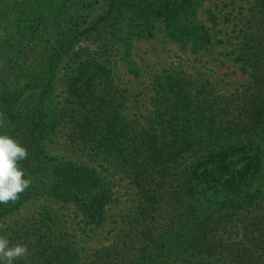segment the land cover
Returning <instances> with one entry per match:
<instances>
[{
  "label": "trees",
  "instance_id": "obj_1",
  "mask_svg": "<svg viewBox=\"0 0 264 264\" xmlns=\"http://www.w3.org/2000/svg\"><path fill=\"white\" fill-rule=\"evenodd\" d=\"M199 3L0 0V134L28 149L19 164L31 179L0 204V236L29 250L13 264H264V0L235 55L248 81L231 93L171 66L152 77L155 109L141 123L115 81L158 21L183 49L212 45ZM57 131L96 165L50 151ZM110 167L132 191L111 237L84 248L119 201Z\"/></svg>",
  "mask_w": 264,
  "mask_h": 264
},
{
  "label": "rangeland",
  "instance_id": "obj_2",
  "mask_svg": "<svg viewBox=\"0 0 264 264\" xmlns=\"http://www.w3.org/2000/svg\"><path fill=\"white\" fill-rule=\"evenodd\" d=\"M254 0H200L197 6V21L210 31L213 44L205 49L194 52L181 48L176 42L165 35L161 22L155 24L152 37L136 39L129 56L131 62L119 60L115 64V81L120 88L129 91V100L125 112L131 119L143 123L146 116L154 111V97L156 95L152 77L162 75L165 69L179 67L188 73H196L199 81L217 94H229L248 81V75L241 68V63L235 60L238 53V41L241 31L248 26L247 19ZM102 5V1L99 3ZM98 5V6H99ZM101 8H97L99 12ZM136 67L138 74L131 69ZM57 87L64 88L62 75L58 77ZM63 96V92L61 93ZM58 99H61L62 96ZM52 152L89 162L79 151L70 147L63 134L57 131L49 142ZM102 162V161H100ZM96 165V162L91 161ZM105 174L111 173L114 191L119 198L108 210L107 223L104 228L92 232V237L83 241L84 248L99 245L111 237L117 211L122 208L129 197L132 187L127 180L121 178L111 167ZM32 204L26 205L21 211L9 217L7 221H14L24 216ZM90 231L88 234L90 235Z\"/></svg>",
  "mask_w": 264,
  "mask_h": 264
},
{
  "label": "clouds",
  "instance_id": "obj_3",
  "mask_svg": "<svg viewBox=\"0 0 264 264\" xmlns=\"http://www.w3.org/2000/svg\"><path fill=\"white\" fill-rule=\"evenodd\" d=\"M4 121L0 120V125ZM29 159L28 149L7 134H0V204L15 203L31 185L25 178V171L19 162ZM4 225L0 224V228ZM29 254L24 244H10L5 236H0V262L13 264Z\"/></svg>",
  "mask_w": 264,
  "mask_h": 264
}]
</instances>
